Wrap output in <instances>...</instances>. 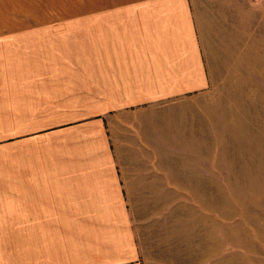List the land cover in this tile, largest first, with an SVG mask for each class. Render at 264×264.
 <instances>
[{"label": "crops", "instance_id": "0c3cea01", "mask_svg": "<svg viewBox=\"0 0 264 264\" xmlns=\"http://www.w3.org/2000/svg\"><path fill=\"white\" fill-rule=\"evenodd\" d=\"M231 9L0 0V264H143L157 197L189 194L174 150L200 135L173 102L235 78L215 52Z\"/></svg>", "mask_w": 264, "mask_h": 264}, {"label": "rangeland", "instance_id": "374dc122", "mask_svg": "<svg viewBox=\"0 0 264 264\" xmlns=\"http://www.w3.org/2000/svg\"><path fill=\"white\" fill-rule=\"evenodd\" d=\"M226 1L235 12L223 10L218 26L238 34L221 36L215 52L235 78L173 102L198 116L200 135L174 150L189 161V178L175 181L189 194L157 197L143 264H264V0Z\"/></svg>", "mask_w": 264, "mask_h": 264}]
</instances>
